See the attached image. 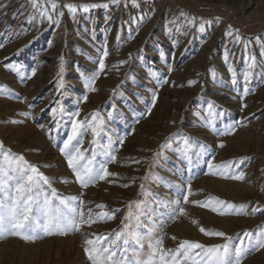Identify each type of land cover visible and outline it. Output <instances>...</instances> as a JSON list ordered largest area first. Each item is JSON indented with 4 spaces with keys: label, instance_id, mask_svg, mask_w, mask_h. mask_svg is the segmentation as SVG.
<instances>
[{
    "label": "rangeland",
    "instance_id": "rangeland-1",
    "mask_svg": "<svg viewBox=\"0 0 264 264\" xmlns=\"http://www.w3.org/2000/svg\"><path fill=\"white\" fill-rule=\"evenodd\" d=\"M38 2L54 16L63 12L59 27L40 17L29 0H16L9 8L0 0V43L4 45L0 48V86L11 93L0 92V142L13 154L23 155L28 163L38 166L52 180L51 187L58 197L82 199L86 214L89 209L93 215L99 213L98 204L105 205L103 211H119L110 221L83 225L80 231L66 235L41 234L34 242L11 236L0 239V264H91L84 252V240L93 234L119 231L129 202L144 209L140 231H146L149 220L156 225L134 259L146 258L149 243L156 240H162L165 249H174L181 240L205 245L223 243L219 238L205 237L199 227L236 237L244 231L255 233L258 226L264 225V212L251 214L253 207L264 209V48L256 43L259 37L264 44V0H137L138 8L132 7L131 0H53L58 5L55 10L48 0ZM67 4L98 7L88 12L78 9L73 18L64 7ZM248 4L246 12L241 13L240 7ZM181 12L195 18V23L189 26ZM201 20L212 22L211 26L205 25L204 32L197 30ZM229 26L249 42L247 50L242 43L233 44L225 36ZM105 44L109 50L105 72L96 80V90L86 91L81 74L87 76L97 70ZM226 48L228 63L237 72L236 84L225 63ZM61 56L65 88L64 94L58 95L56 78ZM249 56L256 57L248 85L254 94L242 101V73ZM121 61H125L122 67H113ZM11 65L18 67V73L8 70ZM169 67L173 69L171 73ZM33 70L36 75L32 79H21ZM164 78L169 84L160 87L153 107L157 80ZM190 80L196 81L191 87L187 86ZM172 82L175 86H170ZM84 95L87 101L77 103ZM57 101L67 111H79L77 119H89L93 112L104 117L106 131L98 139L100 143L111 139L119 148L116 163L108 167L121 179L112 184L101 181L86 189L75 181L59 151L70 124L47 133L55 127L49 111ZM208 101L214 102L217 113H223L214 116L211 128L206 126ZM242 103L247 107L242 109ZM24 113L30 115L26 117ZM237 121H243V126ZM230 126L236 127L233 135H217ZM184 136L204 145L209 152L204 160L214 156V164L250 158L237 169L244 171L245 180L205 175L207 164L194 155L199 151L196 147L192 149L191 165L179 159ZM118 138H124L123 146ZM166 138L171 147L153 164V153ZM81 139L82 150L89 149L86 155H90L91 134L85 133ZM220 143L225 146L217 147ZM156 177L168 184L154 182ZM189 180L193 192L190 201L215 197L234 205L247 204L249 214L221 216L189 203L183 205L186 216L170 219L171 208L162 209L157 200H176L174 186L183 182L186 191ZM122 184L129 187H120ZM54 203L58 204V199ZM192 220L198 224L193 225ZM242 264H264V249L250 251Z\"/></svg>",
    "mask_w": 264,
    "mask_h": 264
},
{
    "label": "snow or ice",
    "instance_id": "snow-or-ice-1",
    "mask_svg": "<svg viewBox=\"0 0 264 264\" xmlns=\"http://www.w3.org/2000/svg\"><path fill=\"white\" fill-rule=\"evenodd\" d=\"M29 2L31 7L39 13L40 17H46L49 24L54 23L59 27L61 23L60 17L63 16V12L54 16L38 0H29ZM48 2L51 9L55 10L58 7L53 0H48ZM119 2L120 0H113V3ZM131 4L132 7H139L137 0H131ZM102 6L105 8L108 7L107 4ZM64 7L75 18L78 9L82 12H88L90 9L98 7V5L67 4ZM180 16L187 21L189 26L195 23V18L188 17L184 12H181ZM32 19H35V16ZM211 23V21L201 20L197 30L204 32L205 25L211 26ZM225 36L231 38L233 44L242 43L244 49H248L249 42L242 40L239 32L234 31L231 26L225 31ZM117 38L119 39V34ZM256 43L264 48V44H261L259 37L256 38ZM3 46L0 43V48ZM262 55H264V52H262ZM108 56L109 50L105 44L102 53L99 55L97 70L87 76L81 74L86 91L96 90L94 85L100 74L105 72V60ZM224 59L227 70L233 78L232 83L236 84L237 72L234 70L232 64L228 63L229 53L227 48L225 49ZM124 63L125 61H121L118 65H113V67H122ZM245 63L246 70L242 73L244 88L240 97L242 101L247 95L254 94L248 85L254 75L253 70L256 65V57L249 56ZM8 70L13 73H18V67L16 65L9 66ZM168 70L169 73L173 71L171 67ZM209 71L214 74L213 69ZM63 72L64 58L61 56L59 58V71L57 72L56 78V92L58 95L64 94L62 92L65 88ZM35 75L36 72L33 70L31 75L21 77V79H32ZM152 75L155 76V73H152ZM195 83L196 81L190 80L187 82V86L191 87ZM165 84H169L166 78L157 80V87L152 95L153 107L158 98L156 93ZM170 86H175V82H172ZM0 92L11 95L3 86H0ZM86 101L87 96L84 95L77 103ZM245 107H247V104L242 103L241 108L243 109ZM151 110V107H149L147 113L150 114ZM206 112L208 116L206 126L210 128L214 116L223 115L222 112H216V105L212 101L207 102ZM23 115L27 117L30 114L24 113ZM49 115L55 127L48 129L47 133L60 129L65 123L70 124V130L67 132V137L63 140V146L59 148V151L65 157L68 168L82 189L95 186L101 181L112 184L116 180L121 179L118 174L110 172L108 167L109 164L116 163V153L119 151V148L114 147L111 139L108 143H100L98 139L106 131L104 117L100 116L97 112H93L90 114L89 119H77L80 116V112L67 111L59 101L55 103L54 107H51ZM107 118L109 120L112 119L111 112L107 113ZM138 122L139 120H137ZM237 124L243 126V121H237ZM40 127L44 130L42 125ZM212 130L215 131V129ZM235 131L236 127L230 126L218 132L217 135H233ZM85 133L91 134V140L89 141L91 146L90 155H86L89 149L82 150L83 140L81 137ZM49 139L54 138L49 135ZM182 141L183 146L179 149V159L187 161L191 165L193 163L192 149L196 147L199 151L195 152L194 155L198 160H203L207 164L208 171L205 175L220 176L234 181L245 180L244 171H237V169L241 168L245 159L250 158H241L222 164H214V156L211 159L204 160V157L209 155L204 145L192 140L188 136L182 137ZM118 143L123 146L124 138H118ZM224 146L223 143L217 145L219 148H223ZM170 147L169 138H166L165 143L160 146L159 150L153 153V164ZM100 156L104 158L100 160ZM133 162L140 163L139 160H134ZM145 179H148V176ZM154 182L168 184V182L163 181L159 177L154 178ZM51 185L52 180L40 172L38 166L28 163L23 155L13 154L10 149H6L3 143L0 142V239L11 236L18 237L26 242H34L41 238V234L43 236L66 235L74 231H80L83 225L91 226L97 222L110 221L114 218L115 212L119 211V209L103 211L105 205L98 204L96 207L101 209L99 213L93 215L92 210L89 209L86 214L83 210L85 202L82 199L78 197H58L56 190ZM119 186L129 187L128 184ZM168 186L170 188L172 187L171 185ZM174 187L177 190L176 200H157L158 205L162 209L171 208L170 219L178 216H186L187 213L183 205L189 203L202 208H208L213 213L221 216L249 214L247 204L234 205L215 197H209L203 201H190L189 198L193 195L190 180L187 182L186 191L183 190V182L181 185ZM143 191L142 184L141 192ZM56 199L59 201L58 204L54 203ZM133 209H135V214L133 213ZM257 212H264V209L257 207L251 209V214L254 215ZM144 215L145 212L142 206L129 202L128 213L121 221L119 231H114L110 235L93 234L92 238H86L83 242L84 252L91 261V264H242V260L250 251L264 249V225L258 226L255 233L252 231H244L242 234H237L236 237L228 236L223 231H213L205 227H199L200 233L205 237L219 238L223 240V243L205 245L196 241L181 240L174 249H165L162 240H156L155 243H149V252L146 258L134 259L137 255V249L143 248L145 238L149 237L156 230V225L149 220L146 231H140L143 226L140 220ZM133 222H135V226H133ZM192 224L197 225L198 222L192 220ZM172 239L175 240L176 238L172 237ZM133 245L136 247H133ZM129 253H131V257Z\"/></svg>",
    "mask_w": 264,
    "mask_h": 264
},
{
    "label": "bare ground",
    "instance_id": "bare-ground-1",
    "mask_svg": "<svg viewBox=\"0 0 264 264\" xmlns=\"http://www.w3.org/2000/svg\"><path fill=\"white\" fill-rule=\"evenodd\" d=\"M15 2H16V0H4V3L7 4L8 8L11 7L12 5H14ZM248 2H249V1H248ZM250 4H251V3H250ZM250 4H248V6H246V7H243V6L240 7V12H241V13L246 12V10L248 9V7H249ZM250 14H251V13H250ZM254 14H256V12H255Z\"/></svg>",
    "mask_w": 264,
    "mask_h": 264
}]
</instances>
